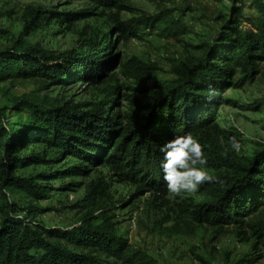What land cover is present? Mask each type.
Wrapping results in <instances>:
<instances>
[{
	"label": "trees",
	"instance_id": "1",
	"mask_svg": "<svg viewBox=\"0 0 264 264\" xmlns=\"http://www.w3.org/2000/svg\"><path fill=\"white\" fill-rule=\"evenodd\" d=\"M82 1L118 11L127 0ZM244 9L255 13L245 19V28ZM230 12V17L222 15L226 20L217 38L204 44V57L175 70L177 79L170 83H158L148 74L152 68L136 59L123 64L150 94L145 103L123 96L130 104L125 113L113 108L116 96H121L117 87L102 91L103 100L90 105L23 97L0 108V264H123L144 258L110 232L88 223L61 231L37 222V215L45 210L35 206L24 210L9 194L22 193L40 202L50 191L35 179L15 177V170L24 164L18 153L31 144H45L107 166L118 178L165 195L159 147L174 135L195 136L216 127L215 108L235 70L253 80L260 73L259 64L264 63V0H231ZM57 16L43 9L30 11L26 29ZM115 16L116 36L123 39L138 38L146 29H157L168 38L181 37L186 31L185 22L170 10L131 25ZM113 60L107 40L67 56L18 41L12 47H0V83L39 79L55 85L69 80L97 87L108 76ZM224 168L214 175L223 186L208 184L209 198L194 214L198 223L214 227L242 224L264 206V150L241 163L228 162ZM253 231L264 245V226ZM65 242L87 252L66 249Z\"/></svg>",
	"mask_w": 264,
	"mask_h": 264
},
{
	"label": "rangeland",
	"instance_id": "2",
	"mask_svg": "<svg viewBox=\"0 0 264 264\" xmlns=\"http://www.w3.org/2000/svg\"><path fill=\"white\" fill-rule=\"evenodd\" d=\"M124 5L117 11L82 0H0L2 48L20 41L67 56L91 43L107 40L114 53V64L97 87L69 80L55 85H46L39 79L2 82L0 108L9 107L23 97L90 105L103 100L102 91L117 87L122 97L116 96L113 108L116 113H125L130 104L123 96L145 103L150 94L123 64L136 59L143 67L152 68L148 74L158 83H170L177 79L175 70L204 57V44L217 38L226 20L222 15L231 16V0H127ZM39 9L58 16L27 30V13ZM164 10H170L172 16L185 22L183 36L168 38L157 29H146L138 38L116 36V14L122 23L131 25L156 17ZM254 14L249 9L243 10L244 28L248 26L245 19ZM70 17L74 19L68 20ZM259 71L252 80L236 69L220 93L221 100L215 108L216 127L194 136L206 146L207 167L212 175L223 173L228 162L241 163L264 150L263 62ZM229 136L240 140L243 145L240 153H232L230 146L221 142V138L227 141ZM225 149L227 158L222 155ZM18 157L24 164L15 170V177L35 179L50 192L40 202L12 191L9 196L19 201L24 210L34 206L45 210L37 215L36 221L49 228L72 231L88 223L110 232L144 257L123 264H264V245L253 231L259 225L264 226V206L242 224L214 227L194 219L199 205L209 198L208 184L196 194L169 199L167 192L159 195L118 178L107 166L45 144H31ZM36 158L44 160L35 161ZM78 169L81 171L77 172ZM62 245L75 252H87L66 242Z\"/></svg>",
	"mask_w": 264,
	"mask_h": 264
},
{
	"label": "clouds",
	"instance_id": "3",
	"mask_svg": "<svg viewBox=\"0 0 264 264\" xmlns=\"http://www.w3.org/2000/svg\"><path fill=\"white\" fill-rule=\"evenodd\" d=\"M222 143L230 146L232 153H240L243 145L236 136H229ZM205 145L190 133L174 135L159 147L162 153L160 168L169 199L182 198L189 194H196L205 184H219L223 181L210 173ZM226 158L228 149L222 153Z\"/></svg>",
	"mask_w": 264,
	"mask_h": 264
}]
</instances>
